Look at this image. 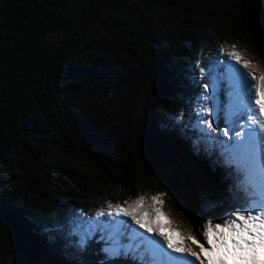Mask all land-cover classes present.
<instances>
[{"label": "trees", "instance_id": "16d2710c", "mask_svg": "<svg viewBox=\"0 0 264 264\" xmlns=\"http://www.w3.org/2000/svg\"><path fill=\"white\" fill-rule=\"evenodd\" d=\"M219 43L249 47L264 71V0H0V264H139L108 259L105 231L75 252L47 229L116 219L95 213L140 194L165 193L172 224L199 235L204 208L241 188L187 115L212 92L196 62L219 63ZM144 109L170 155L150 145Z\"/></svg>", "mask_w": 264, "mask_h": 264}, {"label": "snow or ice", "instance_id": "6c2138e0", "mask_svg": "<svg viewBox=\"0 0 264 264\" xmlns=\"http://www.w3.org/2000/svg\"><path fill=\"white\" fill-rule=\"evenodd\" d=\"M222 51L226 49L222 48ZM227 54L230 61L209 66L206 71L200 67L199 60L196 62V67L200 68L204 78L211 80V99L216 115L212 116L213 106L204 104L201 113L195 117L194 127L205 140L216 141L224 146V151L231 157L229 162L236 165V170L243 175L245 183L250 189L258 191L259 196L250 202H240L223 223L206 222L202 236L208 247L200 244L195 236L185 235L176 228L169 227L173 222L160 207L165 202L166 194L163 192L151 196V205H147L146 196L140 194L130 202L125 200L123 203H113L109 200L107 209L101 208L95 213L96 217L106 214L112 217H129L130 221L112 219L105 222L75 216L66 223L58 222L47 230L66 235L67 247L75 252H83L98 229L105 231L106 235L101 239L106 246L102 251L107 254L108 259L131 253L132 259L139 264H196L197 261L199 264H264V71L259 76L253 71L244 72L243 69H254L256 66L243 59L235 45L231 46V51ZM190 71L195 74L196 69ZM225 84L229 91L224 123L228 127L222 131L221 136L234 131L239 120L247 122V131H236L235 140L227 142L221 140L220 136L211 135L217 131L221 122L224 102L220 94ZM208 88L209 84L205 83L204 90L207 91ZM201 95L203 101L209 100V95ZM183 114L182 112L181 116ZM201 123L207 126V130L200 127ZM162 217L166 223L161 222ZM132 223L137 227L133 228ZM140 229L144 231L141 232ZM187 241L199 244L200 251H195ZM204 253L207 254L206 257Z\"/></svg>", "mask_w": 264, "mask_h": 264}, {"label": "rangeland", "instance_id": "374dc122", "mask_svg": "<svg viewBox=\"0 0 264 264\" xmlns=\"http://www.w3.org/2000/svg\"><path fill=\"white\" fill-rule=\"evenodd\" d=\"M51 36H56V34H49L48 38L51 39ZM232 45H235L236 46V49L238 51H240L242 53V58L243 59H247L249 61H251L256 67L254 69H243L244 72H248V71H253L255 73L256 76H259L260 75V72H259V69H257L259 66V61H255L256 58L253 57V54H252V50L247 47V46H239L238 44H233V43H219V44H216L215 47L213 48L214 50L217 49V53L216 55L214 56V59H217L220 60L219 63L224 59L225 57V61H230L231 58L230 56H228V52L231 51V46ZM222 48L223 49H226V51H222ZM232 63H235L234 61H232ZM239 67V66H238ZM211 89H212V85H211ZM229 91L227 85L225 84L222 88V92L225 94V98H226V102H228V97H227V92ZM207 94V95H210L212 92L210 91H205L203 89H198V94L196 92V94L199 96V99H198V103L197 105L195 104V108H191L190 109V112L187 113L188 117L189 116H194V113H197V114H200L201 113V108L204 104H207L208 106H211V100H208V101H203L202 99V95L201 94ZM197 100V99H196ZM225 102V103H226ZM193 106V107H194ZM226 112H227V105H226ZM226 112H225V108H224V114L226 115ZM191 125H195L196 124V119L194 118L193 120H191L189 122ZM247 122L244 120V119H241L238 121L234 131L232 132H229V134L227 136H221V133L222 131L228 127L227 124H223L221 126V128L214 132V133H211L212 136H220L221 137V140L227 142L229 140H235V132L236 131H241L242 129L244 130H247ZM200 127L202 128H205L207 130V126L206 125H203L202 123L200 124ZM153 129V128H152ZM210 131V130H208ZM154 134V132L152 133V135ZM201 134V133H200ZM155 135V134H154ZM159 135V134H158ZM158 135H156L154 138H151L152 141L155 143V144H159V143H163L160 141L159 137H157ZM160 136V135H159ZM165 140V139H164ZM156 141V142H155ZM214 143H217V146L220 147V148H223L224 150V146H222L219 142H216V141H212ZM152 145V144H151ZM158 148L161 149V153L162 154H165L167 152V149L170 148L166 145V143L164 144H159L157 145ZM172 149V148H171ZM170 150V149H169ZM169 152V151H168ZM226 153V152H225ZM161 155V154H160ZM163 156V155H161ZM163 159V157L161 158ZM162 191V190H161ZM165 191V190H163ZM229 193L231 194V197H226L224 198V200L220 203H215V204H211L210 206H206L204 208V214L207 216L206 220L207 222L208 221H211V222H214L213 224H216V223H223V220L227 218L228 214L231 212V211H234L236 210V207L237 205L240 203V199H242V201H245V200H249L251 197L250 195H245V194H242V193H239V194H233V191L232 189H229ZM252 195H253V199H256L258 198L259 196V192L256 191V190H252L251 191ZM151 201L149 203H147V205H151ZM161 207V206H160ZM149 211H151V209L149 208L148 209ZM161 210L163 211V208L161 207ZM80 217H82V214H79ZM101 221V220H100ZM106 222V221H105ZM161 222L162 223H166L164 221V218L162 217L161 218ZM169 227H172V228H176L173 224H171ZM167 229V228H166ZM178 231H180L178 228H176ZM168 230V229H167ZM181 232V231H180ZM183 233V232H182ZM157 238V237H156ZM200 244H204V246L206 247L204 241L202 238L198 237L197 239ZM105 243V241H104ZM193 247V249L195 251H200V248H199V244H194V243H190ZM204 256H206L207 254L204 253L203 254ZM189 259H193L191 257H189ZM196 264H199V262L197 261Z\"/></svg>", "mask_w": 264, "mask_h": 264}, {"label": "water", "instance_id": "95a60500", "mask_svg": "<svg viewBox=\"0 0 264 264\" xmlns=\"http://www.w3.org/2000/svg\"><path fill=\"white\" fill-rule=\"evenodd\" d=\"M213 106V105H212ZM215 115H216V111H215V107L213 106V113H212V116L213 117H215ZM150 119V117H149V113L144 109L143 110V121H144V125H145V129H146V134H147V138L148 139H150V140H148V141H150V145L152 144V146H153V144H154V142L151 140V137L152 138H154L155 136H156V128H154L153 127V125L151 124V121L149 120ZM153 128V129H152ZM154 132V134L152 135V133ZM158 135V134H157ZM157 137H159V139H160V141L161 142H163V143H159V144H164V143H166V145L168 146V147H170V145L167 143V141H165L164 139H163V137H161V136H157ZM152 142V143H151ZM156 142V141H155ZM157 146L158 144H154V146ZM153 146V147H154ZM155 146V147H156ZM158 149V148H157ZM170 149V150H169ZM173 149H171V147L170 148H168L167 149V152L165 153V155L168 153L169 155H170V153H171V151H172ZM169 151V152H168ZM15 264H19L18 262H16ZM24 264H27V263H24Z\"/></svg>", "mask_w": 264, "mask_h": 264}, {"label": "bare ground", "instance_id": "6f19581e", "mask_svg": "<svg viewBox=\"0 0 264 264\" xmlns=\"http://www.w3.org/2000/svg\"><path fill=\"white\" fill-rule=\"evenodd\" d=\"M158 145H159V144H158ZM157 148H158V147H157ZM158 151H159V154L164 155V154H162L163 152L161 153V149H160V148H158Z\"/></svg>", "mask_w": 264, "mask_h": 264}]
</instances>
